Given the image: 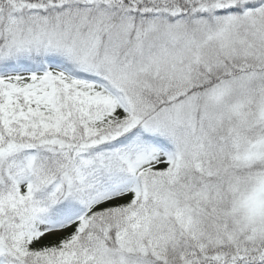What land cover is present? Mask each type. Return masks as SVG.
Listing matches in <instances>:
<instances>
[{
    "label": "snow or ice",
    "instance_id": "obj_1",
    "mask_svg": "<svg viewBox=\"0 0 264 264\" xmlns=\"http://www.w3.org/2000/svg\"><path fill=\"white\" fill-rule=\"evenodd\" d=\"M0 264H264V0H0Z\"/></svg>",
    "mask_w": 264,
    "mask_h": 264
}]
</instances>
